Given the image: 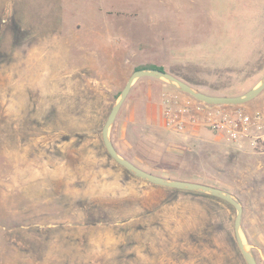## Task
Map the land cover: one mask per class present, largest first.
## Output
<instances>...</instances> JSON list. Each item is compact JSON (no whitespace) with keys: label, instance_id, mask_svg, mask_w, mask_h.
<instances>
[{"label":"rangeland","instance_id":"374dc122","mask_svg":"<svg viewBox=\"0 0 264 264\" xmlns=\"http://www.w3.org/2000/svg\"><path fill=\"white\" fill-rule=\"evenodd\" d=\"M147 65L246 95L264 77V0H0V264H246L234 206L141 179L106 151L107 117ZM188 100L137 79L108 139L149 174L237 200L244 249L264 264V144L228 142L202 114L168 130L163 104ZM233 106L264 110V90Z\"/></svg>","mask_w":264,"mask_h":264},{"label":"water","instance_id":"95a60500","mask_svg":"<svg viewBox=\"0 0 264 264\" xmlns=\"http://www.w3.org/2000/svg\"><path fill=\"white\" fill-rule=\"evenodd\" d=\"M145 77H155V78H161L165 79L171 83L176 84L184 93L192 96L196 100L202 101L207 104L211 105H239V104H244L248 101H251L252 99L256 98L263 90H264V77L257 87L253 88L250 90L246 95L244 96H237V97H228V96H212L208 95L205 93L197 92L195 91L190 85L187 83L183 82L179 78L175 77L174 75L167 73L165 71L157 70V69H142V70H136L131 74L129 79L127 80L120 99L118 102L114 105L112 108L111 112L109 113L107 120L103 126L102 130V139L104 146L106 148V151L108 152L109 156L121 167L124 169L134 173L137 177L147 180L153 184L163 186V187H168V188H174V189H179V190H192V191H199V192H204V193H210L213 196L224 200L225 202L229 203L230 205L234 206L237 210V216L235 219L234 223V229H235V235H236V242L238 244L240 253L246 262V264H257L255 260L246 252L244 249V245L242 242V239L239 234V225L241 221V213H242V206L241 204L232 198L231 196L226 195L223 193L221 190L218 188L201 184V183H195V182H186V181H169L165 180L162 177L149 174L142 169L136 167L134 164L123 160L118 156L116 153L115 149L111 145L109 139H108V132H109V127L117 115L120 107L122 106L124 100L126 99L131 86L133 82L137 79L140 78H145Z\"/></svg>","mask_w":264,"mask_h":264},{"label":"built area","instance_id":"2783aa9c","mask_svg":"<svg viewBox=\"0 0 264 264\" xmlns=\"http://www.w3.org/2000/svg\"><path fill=\"white\" fill-rule=\"evenodd\" d=\"M173 106L163 104V121L165 127L172 132H184L199 123L196 115L207 116L210 125L223 132L229 142L249 140L255 146L264 144V110L248 111L233 105L215 108L203 102L185 101L184 104Z\"/></svg>","mask_w":264,"mask_h":264},{"label":"trees","instance_id":"16d2710c","mask_svg":"<svg viewBox=\"0 0 264 264\" xmlns=\"http://www.w3.org/2000/svg\"><path fill=\"white\" fill-rule=\"evenodd\" d=\"M142 69H157V70H161L164 71L162 67L159 66H155V65H147V66H143L138 68V70H142ZM176 77V76H175ZM178 78V77H177ZM181 80V79H180Z\"/></svg>","mask_w":264,"mask_h":264}]
</instances>
